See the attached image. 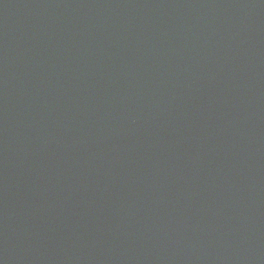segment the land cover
<instances>
[{"label": "water", "instance_id": "water-1", "mask_svg": "<svg viewBox=\"0 0 264 264\" xmlns=\"http://www.w3.org/2000/svg\"><path fill=\"white\" fill-rule=\"evenodd\" d=\"M0 264H264V0H0Z\"/></svg>", "mask_w": 264, "mask_h": 264}]
</instances>
